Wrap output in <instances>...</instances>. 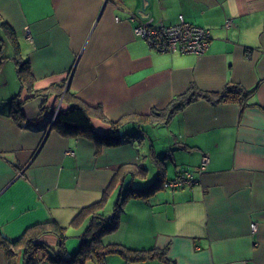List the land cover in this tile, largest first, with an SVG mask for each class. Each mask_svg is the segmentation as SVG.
<instances>
[{"label":"crops","instance_id":"1","mask_svg":"<svg viewBox=\"0 0 264 264\" xmlns=\"http://www.w3.org/2000/svg\"><path fill=\"white\" fill-rule=\"evenodd\" d=\"M180 15L211 30L205 53L159 51L134 31ZM0 43L8 56L0 65V241L57 222L72 254L94 213L115 215L125 186L189 169L196 182L129 196L102 233L104 244L143 250L144 259L113 252L85 264H264V0H0ZM16 55L30 63L32 90L20 82ZM234 84L254 90L244 103L196 97L160 114L192 85L219 93ZM74 104L90 109L98 133L120 122L121 143L55 125ZM150 159L146 178L139 168ZM102 199L106 208L72 223ZM39 237L57 247L53 231ZM8 247L0 243V264H25V246ZM38 255L37 264H57Z\"/></svg>","mask_w":264,"mask_h":264},{"label":"trees","instance_id":"2","mask_svg":"<svg viewBox=\"0 0 264 264\" xmlns=\"http://www.w3.org/2000/svg\"><path fill=\"white\" fill-rule=\"evenodd\" d=\"M5 27V33L13 40V44L15 42V34L14 31L7 25V23H3ZM14 47L17 49L16 44ZM17 56V55H16ZM8 56L4 53L2 44L0 43V65L4 59ZM18 67V77L22 86H27L32 90L33 80L30 63L28 60H21L20 58L15 57ZM192 90L185 94H181L174 98L173 104L168 110H163L164 116L169 117L175 112L177 109L183 107L185 104L193 101L196 97H204L213 102H219L222 100L236 99L241 100L243 103L246 98L254 91V90H245L242 86L238 84L226 86L219 93L216 92H205L202 90H197L193 85L191 86ZM11 111L16 117L22 116V102L19 100V95L13 98L10 101ZM90 109L84 107L81 104H74L69 107L68 110H59L56 116L55 125L61 126L65 130H76L78 133H83L84 135H88L98 143H105V145L116 146L119 145L122 141L121 132L119 124L120 122L109 121L110 129L105 133H98L92 124L91 121ZM142 132H145L142 129ZM189 169H185L184 171H188ZM182 171L181 173H183ZM193 172V170H190ZM180 173V174H181ZM195 174V173H194ZM179 175V174H178ZM177 175V176H178ZM176 176V177H177ZM171 180V179H170ZM168 180H162L157 184L145 187L144 189L134 188L130 186L127 191L124 193V196L120 198V201L116 203L114 208L113 216L105 217L103 214L94 213L96 210H101L104 207V199L97 201L91 205L84 207L72 220V223H79L84 213H92L91 220L87 228L84 230L81 238V242L72 254H68V250L66 247V228L60 226L57 222H45L44 224L32 225L23 233L22 237L15 241H8L3 237V240L0 241L1 244L9 249V245H18L23 244L25 246L26 257L25 264H37L39 261L38 253L42 254V258L53 260L57 264H85L87 259L96 258V261H103L109 253L117 252L124 255L127 259L130 260H138L144 259L146 254H144L140 249H134L126 247L120 243H108L104 244L102 242L101 236L105 230L112 229L117 222V214L119 212L120 206L129 196H146L148 193L154 191L155 189L161 187ZM197 181L195 176L194 182ZM38 227L37 230L33 232V229ZM49 230L53 231L58 237V244L55 249L49 248V245L40 242V235L48 232ZM155 254H160L155 252ZM163 255V254H161Z\"/></svg>","mask_w":264,"mask_h":264},{"label":"built area","instance_id":"3","mask_svg":"<svg viewBox=\"0 0 264 264\" xmlns=\"http://www.w3.org/2000/svg\"><path fill=\"white\" fill-rule=\"evenodd\" d=\"M136 34L148 41L159 51H179L182 53H205L210 45L211 30L187 21L183 15L179 16L177 23L167 25L164 23L154 24L151 20L140 21L134 28ZM208 158H204L200 170L206 169ZM194 172L188 170L177 177L165 182L170 188H180L194 182ZM252 229L256 230L255 223Z\"/></svg>","mask_w":264,"mask_h":264},{"label":"rangeland","instance_id":"4","mask_svg":"<svg viewBox=\"0 0 264 264\" xmlns=\"http://www.w3.org/2000/svg\"><path fill=\"white\" fill-rule=\"evenodd\" d=\"M151 163H152V161H151V159L149 160V162L147 163V166L145 167V166H142V167H140L139 168V170L140 171H142V173H144L145 175H147L146 176V178L147 177H149V169H148V167H150V165H151ZM147 169H148V171H147ZM150 171H151V168H150ZM134 188H140V189H144V187H136V186H133ZM129 188V186H125L124 187V193L127 191V189ZM116 194V193H115ZM115 196H114V198H111V200L109 201V204H106V205H109V207L108 208H106V207H104V208H106L105 209V213L108 215V213H110V212H108V211H110L111 209H112V206L114 205V203H115ZM80 243V242H79ZM93 264V262L92 261H89V264Z\"/></svg>","mask_w":264,"mask_h":264}]
</instances>
